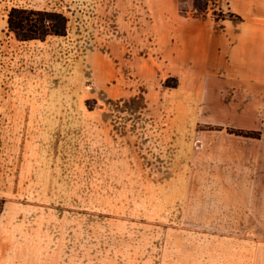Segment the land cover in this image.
<instances>
[{
    "label": "crops",
    "instance_id": "1",
    "mask_svg": "<svg viewBox=\"0 0 264 264\" xmlns=\"http://www.w3.org/2000/svg\"><path fill=\"white\" fill-rule=\"evenodd\" d=\"M0 264H264V0H0Z\"/></svg>",
    "mask_w": 264,
    "mask_h": 264
},
{
    "label": "trees",
    "instance_id": "2",
    "mask_svg": "<svg viewBox=\"0 0 264 264\" xmlns=\"http://www.w3.org/2000/svg\"><path fill=\"white\" fill-rule=\"evenodd\" d=\"M194 14L202 15L206 11V0L200 4V0H195ZM67 19L65 15L56 11L36 10L13 7L9 11L8 25L14 31L17 38L27 39H45L48 35H62L66 32ZM169 85V81H166ZM211 128L212 126L208 125ZM231 133L245 136L258 137L259 132L244 129H227Z\"/></svg>",
    "mask_w": 264,
    "mask_h": 264
},
{
    "label": "rangeland",
    "instance_id": "3",
    "mask_svg": "<svg viewBox=\"0 0 264 264\" xmlns=\"http://www.w3.org/2000/svg\"><path fill=\"white\" fill-rule=\"evenodd\" d=\"M194 3H195V0H193V8H194ZM200 4L201 5L203 4V0H200ZM194 11H195V9H194ZM87 104H88V107H93L94 106V103L91 100H88Z\"/></svg>",
    "mask_w": 264,
    "mask_h": 264
}]
</instances>
